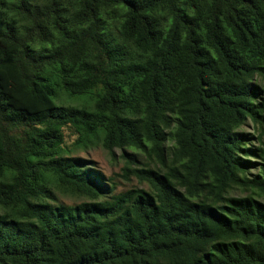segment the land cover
<instances>
[{"label":"trees","instance_id":"1","mask_svg":"<svg viewBox=\"0 0 264 264\" xmlns=\"http://www.w3.org/2000/svg\"><path fill=\"white\" fill-rule=\"evenodd\" d=\"M0 264H264V0H0Z\"/></svg>","mask_w":264,"mask_h":264},{"label":"rangeland","instance_id":"2","mask_svg":"<svg viewBox=\"0 0 264 264\" xmlns=\"http://www.w3.org/2000/svg\"><path fill=\"white\" fill-rule=\"evenodd\" d=\"M109 24L115 27L116 21H108ZM114 32V29L111 30ZM41 46L38 44L33 45V49L37 50ZM93 94V93H92ZM81 96L79 98H71L67 94L63 92H59V98L56 102L58 105H63L65 107H76V108H85L92 109L93 105V95ZM245 132L251 131V126L247 124L246 127L241 129ZM75 141V137H72L70 133H68L67 138L65 140V145L69 150V154L72 157H78L85 161L89 162V167L97 172L101 173V175L106 179L105 183L113 184L115 187L114 193H120L126 191L128 189L138 187L139 184L133 178L126 180L121 175V168L123 166L122 160L120 159V152L116 150L114 152V156H110L106 151H104L99 143L96 141H92L87 145L86 148H77L73 145ZM55 197L57 202L63 205H75L86 201L85 199L71 196L67 193L61 194L59 190H55Z\"/></svg>","mask_w":264,"mask_h":264}]
</instances>
